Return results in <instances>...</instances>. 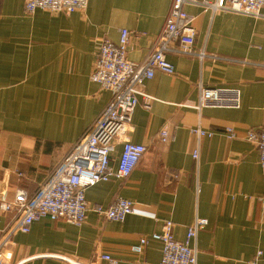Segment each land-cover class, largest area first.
<instances>
[{
	"label": "crops",
	"instance_id": "obj_1",
	"mask_svg": "<svg viewBox=\"0 0 264 264\" xmlns=\"http://www.w3.org/2000/svg\"><path fill=\"white\" fill-rule=\"evenodd\" d=\"M202 2L186 6L195 49L217 59L169 54L174 74L159 71L148 80L142 91L151 101L141 98L133 115L129 138L146 154L126 179L86 192L91 206L106 209L123 198L136 213L114 222L91 211L82 226L41 219L15 237L14 262L159 264L162 243L153 234H164L170 222L183 241L195 220L206 218L196 241L198 264H264V174L258 147L246 139L247 130L264 127V8L252 17ZM25 4L0 0V239L12 219L2 200L20 190L34 194L110 102L112 93L91 80L100 43H118L127 29L128 58L142 62L156 47L172 1L89 0L85 11L69 15L28 14ZM201 85L239 88L241 108L196 111ZM164 126L167 143L159 138ZM197 128L213 135H198ZM227 128L236 138H227ZM122 148L118 142L114 167ZM142 237L150 241L137 255L131 248Z\"/></svg>",
	"mask_w": 264,
	"mask_h": 264
},
{
	"label": "built area",
	"instance_id": "obj_2",
	"mask_svg": "<svg viewBox=\"0 0 264 264\" xmlns=\"http://www.w3.org/2000/svg\"><path fill=\"white\" fill-rule=\"evenodd\" d=\"M171 1V9L156 47L142 62L136 63L128 58L131 32L127 29L121 30L118 43L108 39L100 43L91 80L111 92V100L92 128L81 137L34 194L29 195L20 190L12 201L2 200V211L11 214L12 219L0 239V264H24V261L13 260L14 239L18 234L28 233L31 225L41 219L65 220L74 226H82L91 211L114 222H124L129 215L136 213L135 204L123 198H118L106 209L91 206L86 192L101 182L126 179L146 154V146L135 144L129 138L133 115L141 98L145 99L146 105L151 101L142 91L144 84L159 71L174 74L169 54L174 52L201 60L217 59L195 49L194 17L186 11V6L200 4V0ZM202 4L215 12H232L252 17L260 16L264 8V0H203ZM88 5L89 0H26L25 9L28 14L44 10L69 15L85 11ZM241 106L242 92L239 88H209L201 85L194 109L198 112L205 109L238 110ZM193 132L202 136L213 135L200 128ZM224 134L229 139L237 136L233 128H227ZM159 138L163 143L171 139L168 126L162 128ZM246 139L258 147L264 174V127L260 130H247ZM118 142H122L123 148L117 167H114L113 154ZM192 155L198 160L199 151L195 150ZM208 225L206 218H197L188 228L185 240L180 241L171 232L172 224L167 222L164 234L151 236L152 240L162 243L159 264H198L196 241L200 231ZM149 241L150 238L142 237L138 244L132 246V252L142 255ZM261 255L262 252L257 254L256 262ZM101 259L113 261L109 255L101 256ZM82 264H97V260ZM139 264L148 263L141 261Z\"/></svg>",
	"mask_w": 264,
	"mask_h": 264
},
{
	"label": "water",
	"instance_id": "obj_3",
	"mask_svg": "<svg viewBox=\"0 0 264 264\" xmlns=\"http://www.w3.org/2000/svg\"><path fill=\"white\" fill-rule=\"evenodd\" d=\"M128 50H129V46H128Z\"/></svg>",
	"mask_w": 264,
	"mask_h": 264
}]
</instances>
